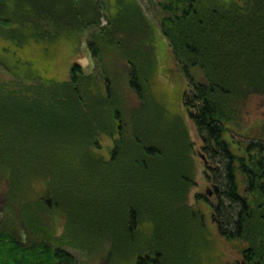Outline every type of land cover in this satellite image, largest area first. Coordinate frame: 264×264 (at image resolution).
Here are the masks:
<instances>
[{"label": "trees", "instance_id": "trees-1", "mask_svg": "<svg viewBox=\"0 0 264 264\" xmlns=\"http://www.w3.org/2000/svg\"><path fill=\"white\" fill-rule=\"evenodd\" d=\"M223 1L161 0L158 26L174 58L186 65L192 92L184 102L211 161L208 178L219 186L217 230L246 243L245 264H264V125L244 142L230 136L237 129V102L252 92L264 95V0ZM93 26L87 43L106 75L105 92L98 74L79 63L72 64L68 80L36 78L40 86L17 90L0 84V181L9 178L8 202L44 178L47 198L36 204L61 209L67 219L58 236L34 204L25 203V228L35 235L27 241L0 229V264H80L67 246L89 251L102 239L114 258L127 255L133 264H201L207 228L187 202L194 185L192 142L151 96L159 61L154 25L141 5L0 0V27L20 47L30 40L53 42L61 32L77 41ZM109 49L128 63L129 86L143 102L128 124L108 75ZM193 67L202 80L191 74ZM114 130L118 136L105 159L94 148L101 147L100 133L113 136ZM156 133L162 136L158 143ZM144 221L149 230L140 228Z\"/></svg>", "mask_w": 264, "mask_h": 264}, {"label": "rangeland", "instance_id": "rangeland-1", "mask_svg": "<svg viewBox=\"0 0 264 264\" xmlns=\"http://www.w3.org/2000/svg\"><path fill=\"white\" fill-rule=\"evenodd\" d=\"M218 2L223 3L224 1L218 0ZM237 3L242 5L243 1L238 0ZM106 11L105 15L107 14ZM152 13L158 22L162 16L159 6H155ZM157 22L153 27L154 41L152 46L153 53L157 55L159 66L156 77L152 81L153 85L150 86V92L156 105L164 107L166 117L171 121V125H175L178 131H186L192 142L191 160L195 166L194 185L188 193L187 202L203 216L207 228L208 243L204 245L201 264H241L243 262L241 251L246 243L241 240L229 241L221 236L217 230L219 216L214 210V205L218 201L216 191H214L215 184L208 178L207 165L201 158L200 153H203L209 161L210 159L203 149L201 137L190 117L189 106H186L184 102V95L189 91V80L183 70L186 65H182L181 61L174 58L167 39L160 33ZM106 23V17H102L101 25ZM95 29V26L88 28L84 33L78 35L79 39L77 41L74 40L75 38L66 37L67 33L61 32L58 40L53 42L30 40L28 44L20 47L8 39L0 27V84H7L17 90L27 86H40L42 82H36L38 80L36 78H48L56 81L68 80L72 64L79 63L85 72L94 71L98 74L101 79L100 89L101 87L104 89L108 83L106 75H101L98 58L92 55L87 43V40L96 31ZM106 55L109 66L108 75L115 94L121 99L119 101L122 103H120L123 109L122 113L128 124L129 121L133 120L132 118L135 117L143 102L129 86L130 68L120 52L116 49H109ZM190 70L196 79L202 80V73L199 68L193 67ZM94 89L95 87L90 89V92L95 93ZM103 92H105V89ZM237 103L238 118L237 125H235L237 129L230 136L237 142H244L249 135L260 134L262 131L264 125V95L252 92L247 97H242ZM146 115L144 119H148ZM175 127L173 128L175 129ZM126 132L128 137L132 136L130 125ZM113 133V136L103 132L100 133L98 140L101 147L94 148L105 159L110 157L115 144L114 139L118 136L115 130ZM159 136V133H156V143L161 140L162 136ZM148 143H152L151 140ZM132 151L133 149H131V153ZM171 153L174 152L171 151ZM173 162L175 164L181 163V160L176 159ZM101 174L99 173V175ZM106 180L104 176L102 184H108ZM90 181L89 179L87 182L90 183ZM45 185L44 178L32 182L29 185L27 194L18 195L17 199L10 203L7 199V192L10 188L9 178L7 175H3L0 181V229H10L27 241L32 239L35 234L30 231L27 232L22 212V206L25 203H32L34 204L33 210L40 214L46 224L49 223L51 229L55 230L58 236L63 234L67 219L61 209L48 211L36 204L42 197L47 198ZM109 185L111 184L109 183ZM198 194L202 195L201 199L197 198ZM140 228L149 230L150 225L144 221L141 223ZM96 245V247L90 248L89 251L71 246H67V248L78 257L80 264H133V258L127 257V255H123L122 258H114L113 247L106 239H102L101 243H96Z\"/></svg>", "mask_w": 264, "mask_h": 264}, {"label": "flooded vegetation", "instance_id": "flooded-vegetation-1", "mask_svg": "<svg viewBox=\"0 0 264 264\" xmlns=\"http://www.w3.org/2000/svg\"><path fill=\"white\" fill-rule=\"evenodd\" d=\"M137 2L141 5V7H142V9H143V12H144V14L151 20V22L153 23V25L154 24H156V19H155V15L152 13V9L155 7V6H158V0H156V4H154L153 6H151L150 8H149V11H150V13L152 14V16H153V19L154 20H152L149 16H148V14L146 13V10H145V8H144V3H146V4H149V2H148V0H143L142 2H139L138 0H137ZM158 23V22H157ZM182 65H185L184 63H182ZM184 70V69H183ZM191 88H192V86H190L189 85V91L188 92H192V90H191ZM200 156H201V158L204 160V163H205V159L207 160V163H205V164H208V162H209V160L206 158V156L203 154V153H200ZM205 157V158H204ZM210 163V162H209ZM214 185V184H213ZM219 189H216L215 188V185H214V191H218ZM244 261V260H243ZM241 264H243V263H241Z\"/></svg>", "mask_w": 264, "mask_h": 264}, {"label": "water", "instance_id": "water-1", "mask_svg": "<svg viewBox=\"0 0 264 264\" xmlns=\"http://www.w3.org/2000/svg\"><path fill=\"white\" fill-rule=\"evenodd\" d=\"M138 1H139V2H142L143 0H138ZM148 2H149V4L144 3L143 5H144V8H145L146 13L148 14V16H149L152 20H154L152 14H151L150 11H149V8H150L151 6H153L154 4H156V0H148ZM204 158H205V157H204ZM205 163H207V160H206V159H205ZM215 188H216V189H219V186H218L217 184H215Z\"/></svg>", "mask_w": 264, "mask_h": 264}, {"label": "bare ground", "instance_id": "bare-ground-1", "mask_svg": "<svg viewBox=\"0 0 264 264\" xmlns=\"http://www.w3.org/2000/svg\"><path fill=\"white\" fill-rule=\"evenodd\" d=\"M209 162H210V161H209ZM209 162H208V164H206L207 166H209V164H210ZM207 166H206V167H207ZM242 263H243V264H245V262H244V261H243Z\"/></svg>", "mask_w": 264, "mask_h": 264}]
</instances>
